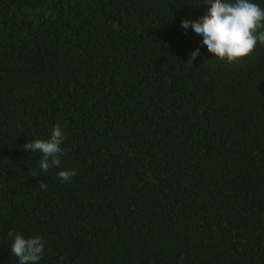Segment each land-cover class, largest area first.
<instances>
[{
  "label": "trees",
  "instance_id": "16d2710c",
  "mask_svg": "<svg viewBox=\"0 0 264 264\" xmlns=\"http://www.w3.org/2000/svg\"><path fill=\"white\" fill-rule=\"evenodd\" d=\"M203 4L0 0V264L9 233L40 264H264V43L189 62Z\"/></svg>",
  "mask_w": 264,
  "mask_h": 264
},
{
  "label": "clouds",
  "instance_id": "9594fccd",
  "mask_svg": "<svg viewBox=\"0 0 264 264\" xmlns=\"http://www.w3.org/2000/svg\"><path fill=\"white\" fill-rule=\"evenodd\" d=\"M205 15L196 20L184 18L180 26L192 33L201 43V47L192 51L189 62L199 60L202 50L213 54L212 60L235 62L248 56L258 43H264V8L253 0H204ZM62 128L54 126L49 138L34 139L24 145L28 153H39L40 171L47 173L51 166L60 165L59 154L64 142ZM76 175L75 170H61L57 178L69 182ZM42 190L47 184L39 182ZM10 252L18 264H40L45 253L46 241L41 236H25L22 233H9Z\"/></svg>",
  "mask_w": 264,
  "mask_h": 264
}]
</instances>
